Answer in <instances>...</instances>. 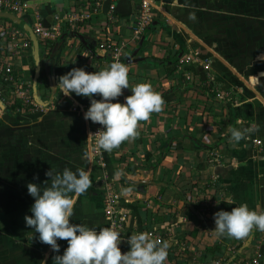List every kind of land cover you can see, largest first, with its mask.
<instances>
[{"label": "crops", "instance_id": "crops-1", "mask_svg": "<svg viewBox=\"0 0 264 264\" xmlns=\"http://www.w3.org/2000/svg\"><path fill=\"white\" fill-rule=\"evenodd\" d=\"M23 1L28 10L24 19L18 21L28 27L41 23L47 29L55 26L58 15L74 10L84 14L77 27H63L62 39L56 42L57 46L67 39L62 51L55 46L48 55L40 53L36 57L34 52L30 63L24 65L26 76L33 77L34 97L41 98L43 90L42 56L47 57L48 77L54 85L50 92L52 102L59 96L60 76L74 67L95 72L88 55H95L102 62L113 56L99 49L100 41L109 36L117 43L122 63L129 69V88L123 89L117 100L123 103L125 96L132 95L133 86L148 83L165 103L161 112L152 113L147 121L139 123V135L134 140L124 141L111 152L100 150L95 138L89 137L90 132L102 126L84 119L90 106L87 97L66 96L70 115L50 114L51 123L45 125L6 121L0 124V264H53L54 256L62 255L67 248L66 240H58L60 251L53 252L39 241V234L24 219L31 215L29 209L34 203L27 184H40L42 189L49 186L50 177L45 173L51 169L55 174L65 168L74 172L83 168L92 181L84 194H69L75 200L71 223L96 229L110 227L105 196L118 195L122 253L129 250L127 239L137 233H148L150 238L168 245L164 264H216L217 259L227 257L230 245L252 244L255 230L243 239L215 238L209 233L215 227L213 214L221 209L231 211L232 207L247 204L257 210L259 204V210H264V129L259 118L251 116L256 130L247 139L238 144L229 142L230 128L252 126L243 119L246 112L241 107L247 99L237 98L243 117L232 123L229 99L222 96L225 92L215 78L207 79L202 60L198 62L194 55L187 54L194 59L191 81L177 70V64L164 62L169 58L170 63L177 61L172 58L178 49L171 44L170 32L166 34L157 25L130 39L139 0H117L118 21L114 28L108 26L111 23L104 15L110 0L104 2L100 15H92L79 0ZM159 1L155 3L160 7L164 1ZM173 68L176 70L171 73ZM94 98L100 96L94 94ZM259 100L264 106V98ZM55 109L53 106L49 112H57ZM118 171L122 175L114 179ZM229 195L232 202L225 199ZM204 196L211 201L207 208L202 203ZM259 236L263 238L259 264H264V232ZM216 245L222 246L223 254L217 252L204 258L205 250ZM236 258L231 259L232 264Z\"/></svg>", "mask_w": 264, "mask_h": 264}, {"label": "clouds", "instance_id": "clouds-1", "mask_svg": "<svg viewBox=\"0 0 264 264\" xmlns=\"http://www.w3.org/2000/svg\"><path fill=\"white\" fill-rule=\"evenodd\" d=\"M190 19L195 20V15ZM128 73L127 65L116 60L107 69L89 73L83 67H74L59 77L57 88L64 96L75 94L89 99L84 119L102 126L95 133L90 132L89 137H94L97 147L104 152H111L124 141L134 140L139 135V123L147 121L152 113L161 112L165 103L148 83L136 84L131 88L132 95L125 96L123 103L119 102L117 98L123 95V89L129 88ZM94 94L100 99L94 98ZM255 130V125L243 129L232 127L229 142L238 144ZM45 175L50 177L49 186L42 189L40 184H27L34 203L29 209L31 215L24 219L26 225L39 234V241L49 245L53 252L60 251L58 240L67 241V248L62 255L54 256L53 264H164L168 245L150 238L148 233L131 235L127 239L129 250L122 253L118 231L70 222L75 200L69 194L82 195L92 186L89 173L83 168L76 172L65 168L55 174L51 169ZM121 175L119 171L114 173V179ZM127 191L124 189L125 193ZM225 199L232 202L233 198L229 195ZM256 207L257 210H252L247 204H240L231 211L215 212V227L209 233L215 238L243 239L253 230L264 232V210H259V204Z\"/></svg>", "mask_w": 264, "mask_h": 264}, {"label": "rangeland", "instance_id": "rangeland-1", "mask_svg": "<svg viewBox=\"0 0 264 264\" xmlns=\"http://www.w3.org/2000/svg\"><path fill=\"white\" fill-rule=\"evenodd\" d=\"M156 1L159 0H154L153 22L147 28L160 25L166 34L171 33V44L178 49L172 58L191 53L212 66V78L225 92L222 96L229 99L227 106L235 118L232 123L243 117L236 104L237 98H243L247 99L241 107L246 112L243 118L246 125H253V116L259 118L263 130L264 106L259 97L264 98V75H261L264 74V0H162L160 7ZM161 11L167 17H163ZM192 14L195 20L190 19ZM66 40L64 38V43L57 46L54 43L51 48L56 46L59 52L62 51ZM42 59L45 63L40 67L44 82L42 95L41 98L34 97L39 111L25 106L19 113L7 101H0V124L6 121L45 125L51 123L50 114L55 113L54 117L70 115L71 107L66 105V96L60 89L57 91L59 96L56 94L51 102L50 92L54 85L48 77L47 57L42 56ZM53 106L57 112H49Z\"/></svg>", "mask_w": 264, "mask_h": 264}, {"label": "built area", "instance_id": "built-area-1", "mask_svg": "<svg viewBox=\"0 0 264 264\" xmlns=\"http://www.w3.org/2000/svg\"><path fill=\"white\" fill-rule=\"evenodd\" d=\"M79 1L86 4L91 10L92 15H100L102 14L106 0ZM116 2L117 0H110L109 10L104 14L111 23L108 26L112 28H114V25L118 21V17L115 14ZM27 10L28 6L23 0H0V13L23 18L26 16ZM152 10L153 0H139V9L136 14L134 26L131 29L132 36L130 39H135L138 34H142L148 29L147 27L150 22H153L154 15ZM83 20L84 14L80 15L74 10L67 15L56 16L54 21L55 26H51L50 28H43L41 23L32 25V34L36 38L39 54L43 53V55H48L51 52L52 45L59 39H62V30L65 25L74 28ZM112 38L108 36L106 40H101L99 43L100 50L113 55L110 59L102 62L95 55H88L94 70L100 71L107 69L116 60L122 62L120 51L116 49L117 43ZM33 54L34 41L30 34L12 20L0 18V101H7L19 113H22L23 110L21 109L25 106L29 109L39 111L33 95V77L26 76L24 73V65L30 63L29 61L32 60ZM195 60L198 61L197 58ZM193 61L194 59L191 56L185 54L177 58V70L183 72L184 77L188 81L193 80L192 78L194 77L191 73L193 69L191 62ZM188 66L189 69H187ZM201 67L207 74V79L211 80L210 64L204 61ZM221 94L218 93L217 96H221ZM117 201V194L105 196L106 217L110 223V227L122 234V221L121 219L117 220ZM210 202V199L204 196L202 203L205 208H207ZM255 231V236L253 237L254 242L252 244L243 243L240 247L238 245H230L227 257L217 259L216 264H232L231 259L233 257H237L233 261V264H259L260 245L263 241V238L261 239L259 235L263 234V232L259 230Z\"/></svg>", "mask_w": 264, "mask_h": 264}, {"label": "trees", "instance_id": "trees-1", "mask_svg": "<svg viewBox=\"0 0 264 264\" xmlns=\"http://www.w3.org/2000/svg\"><path fill=\"white\" fill-rule=\"evenodd\" d=\"M5 15H7V14H5ZM4 15V16H5ZM0 16H2V14H0ZM8 16H10V15H8ZM5 17H7V16H5ZM14 18V17H13ZM164 62H168V64L169 65H172V66H174V65H176L177 64V61H173L172 63H170V58L169 59H167V60H165ZM187 69H189V66L187 67ZM176 70V68H173V71L171 72V73H173L174 71ZM229 117H230V121L231 122H233L234 121V116H233V113H232V109L229 107ZM227 148H228V146H226ZM222 246L221 245H216V246H214L213 248H207L206 250H205V252H204V258H206L207 257V255H209V254H212V255H214L215 253H221V254H223L222 253Z\"/></svg>", "mask_w": 264, "mask_h": 264}, {"label": "bare ground", "instance_id": "bare-ground-1", "mask_svg": "<svg viewBox=\"0 0 264 264\" xmlns=\"http://www.w3.org/2000/svg\"><path fill=\"white\" fill-rule=\"evenodd\" d=\"M23 2H24V1H23ZM0 14H2V16H0V18H8V19L12 20L14 23H18V20H23V19H24V17H23V18H18V17H16V16H13V15L7 14V15H10L11 17H14V18L12 19V18H9V17H5V16H4V15H5L4 13H0ZM20 22H21V21H20ZM21 23H22V22H21ZM17 25H18V24H17ZM19 26L22 27L24 30H26L27 33H29L27 28H30V29H31V32H32V27H28L27 24H20ZM29 34H30V33H29Z\"/></svg>", "mask_w": 264, "mask_h": 264}, {"label": "water", "instance_id": "water-1", "mask_svg": "<svg viewBox=\"0 0 264 264\" xmlns=\"http://www.w3.org/2000/svg\"><path fill=\"white\" fill-rule=\"evenodd\" d=\"M5 16H7V17L13 19V17H11V16H8V15H5ZM18 23L20 24L21 22L18 21ZM27 29H28V32L30 33V36L32 37V39H33V41H34V52H35V56L38 57V56H39V53H38V44H37V42H36V38H35V36L32 34L31 29H30V28H27Z\"/></svg>", "mask_w": 264, "mask_h": 264}]
</instances>
